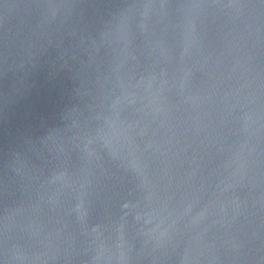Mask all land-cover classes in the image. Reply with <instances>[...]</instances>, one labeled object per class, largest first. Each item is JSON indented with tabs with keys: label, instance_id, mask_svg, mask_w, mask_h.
Segmentation results:
<instances>
[{
	"label": "water",
	"instance_id": "water-1",
	"mask_svg": "<svg viewBox=\"0 0 264 264\" xmlns=\"http://www.w3.org/2000/svg\"><path fill=\"white\" fill-rule=\"evenodd\" d=\"M0 264H264V0H0Z\"/></svg>",
	"mask_w": 264,
	"mask_h": 264
}]
</instances>
